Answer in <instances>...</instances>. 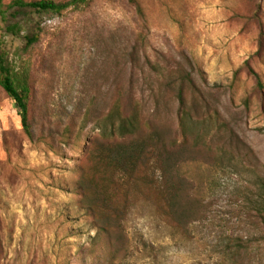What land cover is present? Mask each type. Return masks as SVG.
Wrapping results in <instances>:
<instances>
[{"label":"rangeland","instance_id":"rangeland-1","mask_svg":"<svg viewBox=\"0 0 264 264\" xmlns=\"http://www.w3.org/2000/svg\"><path fill=\"white\" fill-rule=\"evenodd\" d=\"M139 2L143 14L128 0H93L86 11L63 16L21 10L0 19L11 59L26 35L40 37L30 52L32 138L0 88V264H111L82 219L78 169L87 150L107 142L102 135L112 131L108 112L119 92L139 100L145 121L180 140V76L190 78L188 100L201 103L191 131L217 143L215 164L184 169L206 205L205 220L187 238L143 202L127 220L129 252L115 264H239L238 248L241 264H264L256 216L264 203V88L249 70L264 85V0ZM15 23L24 28L19 37L6 32ZM146 56L172 76L157 82ZM70 115L74 133L58 121ZM218 117L248 149L224 150Z\"/></svg>","mask_w":264,"mask_h":264},{"label":"trees","instance_id":"trees-1","mask_svg":"<svg viewBox=\"0 0 264 264\" xmlns=\"http://www.w3.org/2000/svg\"><path fill=\"white\" fill-rule=\"evenodd\" d=\"M128 1L138 14H143L139 0ZM92 2L13 0L6 4L0 0V19L6 21L12 12L21 10L63 16L69 11H86ZM258 10H262L261 6H258ZM6 32L19 37L24 28L15 23L9 25ZM39 39L38 33L26 35L24 49L12 59L4 41L0 40V88L17 107L23 133L28 138L33 137L31 112L34 95L30 52ZM145 59L153 74L155 72L157 82L166 81L167 76H172V72L169 75L163 74L165 71L156 68L147 56ZM249 70L257 87L263 89L260 75ZM177 80L180 140L173 137L169 128L152 120L145 121L139 109V100L119 92L108 112V118L113 124L112 131L102 135V139L107 142H101L90 152L87 150L86 161L78 169L76 187L80 195L79 208L84 212L82 219L97 231V236L93 238L94 245L98 252L104 250L103 247L107 250L111 264L127 256L130 245L127 220L143 202L154 208L159 220L187 238L192 237L191 226L204 219L206 205L195 193V184L184 169L196 164H215L218 160L217 143L205 140L191 131L189 122L194 113L198 112L201 103L197 97L196 101L187 98L185 87L191 83L190 78L180 76ZM75 120L74 115H70L66 121H58L64 125L66 133H74ZM217 122L219 139L225 138L224 150L231 147L245 151L247 146L236 137L234 131L223 126L225 123L222 124L219 117ZM261 180L264 186V175ZM256 212L264 226V203ZM241 252L242 249L238 248L236 261L239 264L242 262Z\"/></svg>","mask_w":264,"mask_h":264}]
</instances>
